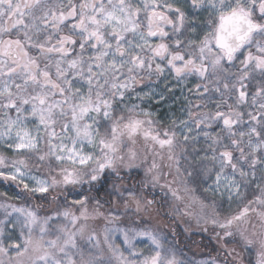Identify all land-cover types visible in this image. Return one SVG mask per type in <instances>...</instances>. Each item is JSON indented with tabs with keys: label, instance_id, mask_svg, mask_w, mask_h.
I'll use <instances>...</instances> for the list:
<instances>
[{
	"label": "snow or ice",
	"instance_id": "1",
	"mask_svg": "<svg viewBox=\"0 0 264 264\" xmlns=\"http://www.w3.org/2000/svg\"><path fill=\"white\" fill-rule=\"evenodd\" d=\"M192 76L161 126L144 104ZM0 181V264H194L164 205L218 245L195 264H264V0H0Z\"/></svg>",
	"mask_w": 264,
	"mask_h": 264
},
{
	"label": "rangeland",
	"instance_id": "2",
	"mask_svg": "<svg viewBox=\"0 0 264 264\" xmlns=\"http://www.w3.org/2000/svg\"><path fill=\"white\" fill-rule=\"evenodd\" d=\"M206 15V14H205ZM203 17H201V20ZM203 27V25H201ZM203 35V33H201ZM147 83V82H146ZM197 83V78L192 76L189 77L188 81L182 85H176L175 81H172V87L173 91L172 92H165V99L160 100L159 96H157L155 99H153L150 103L146 102L144 104V107L153 111L156 113V116L154 117L155 119L159 120L164 127H169L171 126V121L173 119H183L186 118V105H187V100L185 97L190 96L191 93L189 92V89H195ZM155 88L156 92L159 93L164 90V84L160 83L158 86L153 85ZM183 89V91H181ZM147 90V89H145ZM195 99V97H192ZM218 130V129H217ZM181 131H186L183 130L177 125V132L178 134ZM182 139V137H181ZM12 157L9 155V159ZM214 181V176L208 181L206 185H212ZM86 187V186H85ZM151 187V186H150ZM152 191L156 192L158 191L160 195H154L155 199L157 201V206L159 207L160 205L164 204L165 200H170V196H166L164 191H161L159 188L152 189ZM210 195L214 196L217 198L218 201L223 203L226 207H231L234 205L236 202H232L230 205V202L227 199V195L225 194L224 197H221L218 193L213 195V193L209 192ZM101 196H103V192H101ZM63 199V197H61ZM151 198V196H150ZM71 199V197H70ZM107 207V205H106ZM45 214V211L41 213V215ZM83 223V222H82ZM90 227H94L97 230L102 229L103 227V221L98 220V221H93L89 220L86 222ZM145 224L147 226H158L162 232V236L164 239V243L167 247H173L169 241L168 238L169 235L173 234V230L180 235V244H182V241L184 239L191 240L192 238L195 239L197 242V237L199 236L201 241L206 239H209L212 245L215 247L216 252H218V245L216 242L212 239L210 234H206L203 232H195L192 233L191 235L187 234L184 232V226L183 223L178 219L174 217H170L167 215V205H164L163 208H161V213L159 216L154 217L152 220H146ZM144 226V225H142ZM201 243V242H200ZM201 246V245H200ZM199 244H194L186 253H180L178 249L177 250V255L179 259H183L185 261H193L194 264L195 262H201V261H208L211 260L213 257L207 255L206 251L201 250L202 246L200 247ZM199 247V248H198ZM186 257V258H185ZM245 258L248 259L247 254H245Z\"/></svg>",
	"mask_w": 264,
	"mask_h": 264
},
{
	"label": "trees",
	"instance_id": "3",
	"mask_svg": "<svg viewBox=\"0 0 264 264\" xmlns=\"http://www.w3.org/2000/svg\"><path fill=\"white\" fill-rule=\"evenodd\" d=\"M161 126L164 127V125H162V124H161ZM8 155H10V154H8ZM211 178H202V180L204 181V185H206ZM128 183H129V186H131L132 183H134V181L129 180ZM0 190H8L10 193L19 192V189L16 188L15 185L11 184V182L4 183L2 181H0ZM146 191L150 194V196H151V194L160 195V193L158 191H156V192L152 191V188L150 186H149L148 189H146ZM198 194L201 195V196L206 197L209 203H211L213 201V199H214L218 204L221 205V209L220 210L224 214L235 213V212H237L239 210L238 207H237L238 202L234 203V205H232L231 207H226L223 203H221L220 201H218L216 197L210 195L209 193H204L202 187L198 189ZM61 200H63V199L61 198ZM44 211H45L44 209H41V213L44 212ZM167 238H168L169 243L175 249H178L180 253H182V252L183 253H186L194 245L192 243V240L194 238H192L191 240L184 239L182 241V244L179 243L180 242V235H175L174 236L173 234H171ZM198 238H200V237L199 236L197 237V244H199V246L200 245L202 246V248H200V249L206 251L207 255H209V256L217 257L218 252H216V249L212 245V243L210 242V240L205 238L204 240L201 241ZM219 259L221 261H223V254L222 253L219 254Z\"/></svg>",
	"mask_w": 264,
	"mask_h": 264
}]
</instances>
